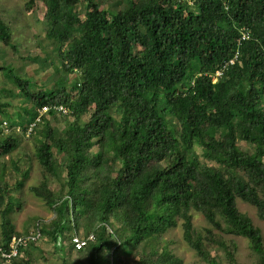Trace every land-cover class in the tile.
<instances>
[{
  "label": "trees",
  "instance_id": "trees-1",
  "mask_svg": "<svg viewBox=\"0 0 264 264\" xmlns=\"http://www.w3.org/2000/svg\"><path fill=\"white\" fill-rule=\"evenodd\" d=\"M40 1L35 37L55 66L41 88L12 65L10 51L37 58L0 4V123L20 128H0V247L38 234L15 256L0 252V264H182L163 237L176 227L197 262L238 264L225 234L264 264L261 229L236 205L264 220V0ZM24 137L40 166L29 191L52 217L17 231L29 166L3 158ZM194 212L206 226H194Z\"/></svg>",
  "mask_w": 264,
  "mask_h": 264
},
{
  "label": "rangeland",
  "instance_id": "rangeland-1",
  "mask_svg": "<svg viewBox=\"0 0 264 264\" xmlns=\"http://www.w3.org/2000/svg\"><path fill=\"white\" fill-rule=\"evenodd\" d=\"M25 1L0 0V4H5L8 7L14 39L18 42L21 49L29 52L30 56L37 58V60H21L17 55L12 54L11 51L9 54L11 55L12 65L16 71L23 76L33 77L35 83L33 84L34 88H41L44 85H49L52 79L50 73L55 69V66L52 64L54 56L49 61L44 60L42 54L44 45L35 37L36 34H42L40 28L42 27L45 6L40 0H37L30 8H23ZM80 11L82 12L83 8H80ZM41 64L46 67V72L36 69ZM32 152L33 147L30 140L24 137L22 138L20 146L13 153L5 155L3 158L8 167L10 164L9 159L17 157L24 169L29 166V173L25 179L24 188L20 196V209L11 214L12 223L17 231H21L24 227L31 229L32 227L29 222L32 221L33 217H40L43 220L52 217V213L45 207L41 200L29 191V186L38 183L40 177V166ZM54 186L55 184H51V187ZM236 205L241 212L249 215L254 224L261 229V233L264 236V220L258 218L255 207L240 199L236 200ZM193 224L197 228L207 225L203 216L196 212L193 213ZM163 237L170 243L169 246L173 252L182 258V264H202L201 262H197L198 257L194 251L181 239L180 227L167 231ZM224 238L227 242L233 241L236 244L234 256L238 264H256L255 258L250 254L245 238L225 234ZM43 246L46 249L51 248L48 243L43 244ZM208 252L215 253L212 249H209Z\"/></svg>",
  "mask_w": 264,
  "mask_h": 264
},
{
  "label": "built area",
  "instance_id": "built-area-1",
  "mask_svg": "<svg viewBox=\"0 0 264 264\" xmlns=\"http://www.w3.org/2000/svg\"><path fill=\"white\" fill-rule=\"evenodd\" d=\"M246 35V33H244L242 35V38H244ZM236 53L234 54V56L228 60V62H224V64L222 65V67L218 70L215 71V76L213 77V81L216 79L217 76H220L221 75V71H222V68L225 67L227 64H232L234 62V60L236 59ZM49 108V106H42L38 111L39 113H42L44 111H46L47 109ZM53 108L56 110V111H60L62 113H66L67 112V108H65L64 106H61V105H58V106H53ZM38 118H36L37 120ZM34 122H32L30 124V126L28 127L27 131H26V135L29 134V132L31 131V127L33 126ZM0 128L2 129L3 132L5 133H8L10 131H16V132H20V128L17 126V125H12L10 126L6 120H3L1 123H0ZM38 237V234H29L25 237H16V236H12L11 239H10V242H9V251H3L0 247V252H1V255L5 258H9V257H12V256H15L18 252V248L19 246L21 245H24L26 243V241L28 239H31V240H35L36 238ZM93 238V235L90 234L87 238H82L78 235H73L71 237V242L73 244V246L76 248V249H79V248H82L86 242L88 240H91Z\"/></svg>",
  "mask_w": 264,
  "mask_h": 264
},
{
  "label": "clouds",
  "instance_id": "clouds-1",
  "mask_svg": "<svg viewBox=\"0 0 264 264\" xmlns=\"http://www.w3.org/2000/svg\"><path fill=\"white\" fill-rule=\"evenodd\" d=\"M241 38H242V36H241ZM235 60H236V59H235ZM235 60H234V61H235ZM233 63H234V62H233ZM221 67H222V66H221ZM221 67H219L218 69H220ZM218 69H217V70H218ZM214 76H215V72H214V74L212 75V79H213ZM217 77H218V76H217ZM217 77H216V79H217ZM216 79H215V80H216ZM215 80H214V81H215ZM212 81H213V80H212Z\"/></svg>",
  "mask_w": 264,
  "mask_h": 264
}]
</instances>
